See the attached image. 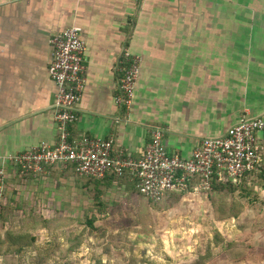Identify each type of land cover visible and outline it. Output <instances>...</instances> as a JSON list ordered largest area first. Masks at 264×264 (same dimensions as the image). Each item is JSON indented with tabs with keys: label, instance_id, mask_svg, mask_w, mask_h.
<instances>
[{
	"label": "crops",
	"instance_id": "1",
	"mask_svg": "<svg viewBox=\"0 0 264 264\" xmlns=\"http://www.w3.org/2000/svg\"><path fill=\"white\" fill-rule=\"evenodd\" d=\"M71 26L86 44L73 138H111L114 156L138 159L161 128L167 151L189 158L242 116H264V0H0V213L12 198L7 186L20 184L53 186L51 198L58 192L72 209L98 195L137 193L128 173L92 180L72 166H52L23 178L5 162L58 141L50 39ZM123 48L141 58L128 111L114 103ZM189 186L185 193L201 192L198 180Z\"/></svg>",
	"mask_w": 264,
	"mask_h": 264
},
{
	"label": "rangeland",
	"instance_id": "2",
	"mask_svg": "<svg viewBox=\"0 0 264 264\" xmlns=\"http://www.w3.org/2000/svg\"><path fill=\"white\" fill-rule=\"evenodd\" d=\"M20 185L0 213V264H264L263 171L235 192L152 204L132 190L75 209Z\"/></svg>",
	"mask_w": 264,
	"mask_h": 264
},
{
	"label": "built area",
	"instance_id": "3",
	"mask_svg": "<svg viewBox=\"0 0 264 264\" xmlns=\"http://www.w3.org/2000/svg\"><path fill=\"white\" fill-rule=\"evenodd\" d=\"M49 77L57 88L54 121L58 130L55 145L41 144L6 158L23 178L45 175L52 166H72L78 177L104 179L127 173L139 194L153 203L169 194L184 192L198 180V188L208 190L214 176L225 174L237 180L259 171L264 150V116H242L223 136L201 141L189 158L170 154L163 144L164 132L156 128L140 158L113 155V140L92 137L73 138L69 127L77 120V105L85 85L86 44L81 29L71 26L50 39ZM141 58L121 50L115 70L118 82L114 103L129 110L140 75ZM6 167L0 162V203L4 199Z\"/></svg>",
	"mask_w": 264,
	"mask_h": 264
},
{
	"label": "trees",
	"instance_id": "4",
	"mask_svg": "<svg viewBox=\"0 0 264 264\" xmlns=\"http://www.w3.org/2000/svg\"><path fill=\"white\" fill-rule=\"evenodd\" d=\"M259 171H263V173H264V160H262V162L260 164ZM259 171H257V172H259ZM255 173L256 172L249 173V174H247V175H245V176H243V177H241V178H239L237 180H232V179L228 178L225 174H221L219 176H214L212 178V180H211V183H210L211 186H210V188L208 190L201 189L200 191H203V192H205L206 194H208L210 196L214 192H221L222 190H226V189L228 191H230V192H235V191H237V189H240L241 188V186H239V185H240V183H242L243 180L246 179V177H252V176L255 175ZM113 176H115V175H113ZM115 177H117V176H115ZM117 178H121V177H117ZM90 179L97 180V179H93V178H90ZM192 187L193 186H189V190H186V191L187 192H190V191L194 190ZM261 187H264V186H261ZM186 191H184V192H178V193H182L183 194ZM137 193L139 194L138 190H137ZM173 194H176V193L169 194L165 199H167L170 195L172 196ZM101 196L102 195H100V196L98 195V198H95V200H94L95 202L94 203H95L96 206H100V200L102 199ZM144 199L147 200L148 202L152 203V204H157V203H153V202L149 201L146 198H144ZM0 209L2 210V208H0ZM6 243L8 244V242H5L4 241L3 242L4 245H1L0 246V249H3V248L6 249V247H5V244Z\"/></svg>",
	"mask_w": 264,
	"mask_h": 264
}]
</instances>
